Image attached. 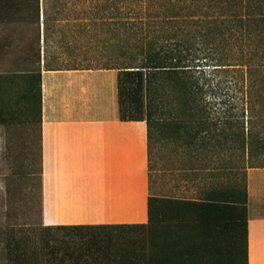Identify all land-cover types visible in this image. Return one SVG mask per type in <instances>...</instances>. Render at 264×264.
Returning a JSON list of instances; mask_svg holds the SVG:
<instances>
[{"label":"trees","instance_id":"trees-1","mask_svg":"<svg viewBox=\"0 0 264 264\" xmlns=\"http://www.w3.org/2000/svg\"><path fill=\"white\" fill-rule=\"evenodd\" d=\"M99 1L93 5L102 17L94 19L102 22L92 24V43L95 38L102 50L118 55L100 68L78 69L143 72V102L132 99L125 74L120 84L144 110L149 192L151 152L158 143L190 157H217L211 171L219 176L238 173L232 157H264V0H102L98 8ZM5 81L0 74V126L35 125L39 142V70L24 74L13 105L4 98ZM233 102L241 105L236 112ZM217 105L229 108L213 112ZM36 160L40 164V153ZM201 167L209 172L208 165ZM246 167L241 183L184 189L178 198L244 205ZM57 229L63 234L57 244L43 239L38 248H23L16 230L6 227L12 236L5 244L6 264H146L145 226Z\"/></svg>","mask_w":264,"mask_h":264},{"label":"crops","instance_id":"crops-1","mask_svg":"<svg viewBox=\"0 0 264 264\" xmlns=\"http://www.w3.org/2000/svg\"><path fill=\"white\" fill-rule=\"evenodd\" d=\"M41 62L27 71L40 73V141L35 125L11 123L35 131L40 153L39 230L16 231L21 247L57 244L60 227L145 226L146 264H264V167L245 168L244 205L151 196L142 105L120 73Z\"/></svg>","mask_w":264,"mask_h":264},{"label":"rangeland","instance_id":"rangeland-1","mask_svg":"<svg viewBox=\"0 0 264 264\" xmlns=\"http://www.w3.org/2000/svg\"><path fill=\"white\" fill-rule=\"evenodd\" d=\"M94 1L0 0V74L7 77L4 98L8 102L21 92L23 74L39 58L44 69H78L100 68L102 61L118 55L102 50L100 43H94L95 38L92 43V24L102 22V18L94 19L102 17V13L97 14ZM99 2L98 8H102V0ZM117 71L128 79L125 87L132 90V99L137 101L141 97L143 102V72ZM226 87L227 83L223 82L220 89L224 91ZM240 107L235 102L231 110L236 112ZM226 108L229 106L217 105L213 112L220 113ZM141 113L144 114L143 109ZM35 141V131L23 124L0 126V264L4 259L1 242L5 240L6 227L12 226L16 231L27 232L29 238H37L39 193L38 164L33 161L37 155ZM231 155L239 152L232 151ZM231 161L240 168L238 173L219 176L211 171L217 157H190L184 150L158 143L151 152L150 195L178 197L184 189L216 186L227 181L241 183L246 165L264 166V157L243 161L238 156ZM205 165L209 166L205 167L209 172L201 170Z\"/></svg>","mask_w":264,"mask_h":264}]
</instances>
